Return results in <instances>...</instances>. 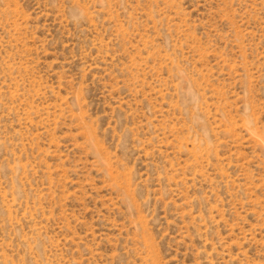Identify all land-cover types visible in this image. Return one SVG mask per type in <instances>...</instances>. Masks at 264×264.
Wrapping results in <instances>:
<instances>
[{
  "label": "rangeland",
  "instance_id": "1",
  "mask_svg": "<svg viewBox=\"0 0 264 264\" xmlns=\"http://www.w3.org/2000/svg\"><path fill=\"white\" fill-rule=\"evenodd\" d=\"M0 264H264V0H0Z\"/></svg>",
  "mask_w": 264,
  "mask_h": 264
}]
</instances>
